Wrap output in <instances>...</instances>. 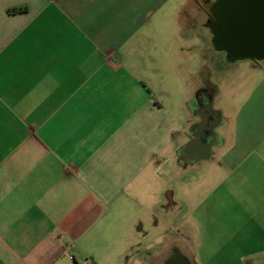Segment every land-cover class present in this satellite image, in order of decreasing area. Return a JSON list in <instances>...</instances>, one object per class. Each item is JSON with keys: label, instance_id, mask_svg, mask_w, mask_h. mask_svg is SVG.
<instances>
[{"label": "crops", "instance_id": "crops-1", "mask_svg": "<svg viewBox=\"0 0 264 264\" xmlns=\"http://www.w3.org/2000/svg\"><path fill=\"white\" fill-rule=\"evenodd\" d=\"M259 1L0 0V264H264Z\"/></svg>", "mask_w": 264, "mask_h": 264}, {"label": "rangeland", "instance_id": "rangeland-1", "mask_svg": "<svg viewBox=\"0 0 264 264\" xmlns=\"http://www.w3.org/2000/svg\"><path fill=\"white\" fill-rule=\"evenodd\" d=\"M212 53H214V52H212ZM214 64H216V66L220 65L219 60L218 59L215 60ZM212 80L217 82L218 76L212 77ZM179 116L182 117L183 113L179 112ZM167 158H168V156H167ZM181 166L185 167L183 165H181ZM186 174H187V170L185 168L180 167V173H179L178 180H180V182H181V180L186 181V179H187ZM162 178L163 179L161 180L162 183H161L160 187H158L157 189L147 188V192H148L147 195L148 196L156 195V197H158L160 199V203L162 206V212L158 213V215L159 216H161V215L166 216L167 214H165V213H168L170 211V208H171L170 207L171 206V197L176 196V190L174 187L172 188V186H171L172 180H171V174H170V167L167 166L166 164H164V166H163ZM88 259H89V257L87 256V257H83L80 261L81 262L86 261V260L88 261Z\"/></svg>", "mask_w": 264, "mask_h": 264}, {"label": "flooded vegetation", "instance_id": "flooded-vegetation-1", "mask_svg": "<svg viewBox=\"0 0 264 264\" xmlns=\"http://www.w3.org/2000/svg\"><path fill=\"white\" fill-rule=\"evenodd\" d=\"M263 2V0H260L259 3ZM216 31L218 33V28H216ZM263 30L260 31L262 34ZM247 38V37H245ZM255 40V41H254ZM238 41L239 45L236 47L235 42ZM245 41H248L245 42ZM213 42L215 45L219 46L220 48H223L226 50V54L228 55L229 59H234L236 57L242 56V55H254L256 48L255 47H262V44L264 43L263 39L262 42L259 41V39H219L218 34L215 36V39H213ZM256 42V43H255ZM209 127V124L205 125L202 130L206 131L207 128Z\"/></svg>", "mask_w": 264, "mask_h": 264}, {"label": "water", "instance_id": "water-1", "mask_svg": "<svg viewBox=\"0 0 264 264\" xmlns=\"http://www.w3.org/2000/svg\"><path fill=\"white\" fill-rule=\"evenodd\" d=\"M252 4V2L250 3V5ZM253 4L255 5V8L256 9H258V10H260V9H264V0H263V2H261V3H257V2H253ZM255 14V13H254ZM256 20H257V22L260 24L261 22L259 21V19H260V12L258 13V14H256V16L254 17ZM246 40V39H245ZM258 40V39H257ZM255 41V40H254ZM259 41H261L262 42V39H259ZM263 41H264V39H263ZM245 42H247L248 43V41H245ZM256 43V42H255Z\"/></svg>", "mask_w": 264, "mask_h": 264}]
</instances>
